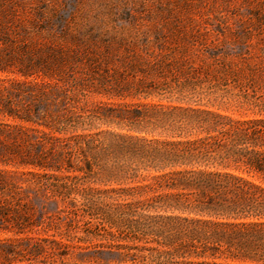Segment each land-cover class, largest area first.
Masks as SVG:
<instances>
[{"label":"trees","instance_id":"1","mask_svg":"<svg viewBox=\"0 0 264 264\" xmlns=\"http://www.w3.org/2000/svg\"><path fill=\"white\" fill-rule=\"evenodd\" d=\"M9 17L0 3V72L22 79L0 84V147L15 155L3 164L24 170L0 169V264H264V119L158 117L146 104L85 113L70 89L51 114L40 73L69 55L17 45ZM205 59L222 83L205 72L140 92L190 100L241 87V58ZM30 189L55 212L22 202Z\"/></svg>","mask_w":264,"mask_h":264},{"label":"rangeland","instance_id":"2","mask_svg":"<svg viewBox=\"0 0 264 264\" xmlns=\"http://www.w3.org/2000/svg\"><path fill=\"white\" fill-rule=\"evenodd\" d=\"M0 3L11 13L6 21L17 45L36 55H45L47 48L69 55L61 66L46 71L47 75L40 73L54 91V96L49 97L53 102H49L47 109L41 106V110L56 114L60 92L70 89L69 95L76 96L70 100L72 105L85 113L118 106L142 108L146 104L154 106L149 110L158 117L166 113L174 118L194 119L199 115L192 110H209L236 121L264 119V75L259 71L264 65V0H0ZM210 53L232 63L241 58L247 66L239 74L241 87L231 83L232 91L225 96L218 91L209 96L195 94L190 100L144 98L140 92L151 86L205 77V72L222 83L221 74L207 66L205 56ZM197 66L199 71L194 70ZM18 67L20 64L16 63L14 68ZM14 77L22 79L0 72V84L9 86ZM82 89L89 90L87 96L80 93ZM1 129L0 140L6 139ZM5 130L17 132L10 127ZM14 157L0 147V169L23 171L3 164ZM20 199L37 209L45 206L47 212H55V205L44 193L30 189ZM93 248L88 245L85 250Z\"/></svg>","mask_w":264,"mask_h":264}]
</instances>
